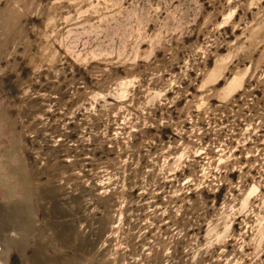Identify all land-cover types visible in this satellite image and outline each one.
Masks as SVG:
<instances>
[{
    "label": "rangeland",
    "instance_id": "374dc122",
    "mask_svg": "<svg viewBox=\"0 0 264 264\" xmlns=\"http://www.w3.org/2000/svg\"><path fill=\"white\" fill-rule=\"evenodd\" d=\"M121 201L128 257L264 264V0H0L4 264H86Z\"/></svg>",
    "mask_w": 264,
    "mask_h": 264
},
{
    "label": "bare ground",
    "instance_id": "6f19581e",
    "mask_svg": "<svg viewBox=\"0 0 264 264\" xmlns=\"http://www.w3.org/2000/svg\"><path fill=\"white\" fill-rule=\"evenodd\" d=\"M227 27V25H224V28ZM223 47H219V50H221ZM103 193V192H102ZM123 208L122 206V201L120 202L119 205V217H118V222L115 226H113L110 231H108L105 235V238L101 240L100 245L98 249L96 250L95 254L91 255V258L86 262V264H148V261H152L154 259H150L151 256H155V264L158 262H167L173 255L172 250H171V244L173 240H170L163 245L162 250H160V246H156L153 249H149V247H146V243L141 244V249H138L134 251L133 253H130V257H128L131 250L130 242H131V236L132 233H127L125 235H121L120 233V227L122 223V212L121 209ZM26 222L24 220H20L19 223L14 227L13 229V235L11 236L12 238L10 239V243H12L18 252H20V249H26L24 247V244L27 242L28 237L24 234H26V226H24ZM164 225V224H162ZM23 230V231H22ZM147 234V230L145 231ZM144 234V232H141L140 229L138 230V234L135 236L134 242L131 244H136L137 242L141 241V236ZM156 235V234H154ZM5 236V235H4ZM130 237V238H129ZM4 238V237H3ZM1 240V239H0ZM5 240V239H4ZM21 240V241H20ZM153 239H148V242H152ZM8 242V241H7ZM22 243V244H21ZM169 244V245H167ZM13 246V247H14ZM67 250L72 249L74 250V246L68 244ZM10 248L5 245L3 247L0 245V264H4V259L5 257L8 256ZM20 250V251H19ZM152 250V251H151ZM14 251V250H12ZM142 251V252H141ZM145 251H148L147 253H144ZM103 252L104 255L101 258H98L99 254ZM98 253V254H97ZM97 254V255H96ZM143 254L146 255L145 258L149 257L147 260L143 258ZM3 257V258H1ZM129 259V260H128ZM152 264V263H150Z\"/></svg>",
    "mask_w": 264,
    "mask_h": 264
}]
</instances>
